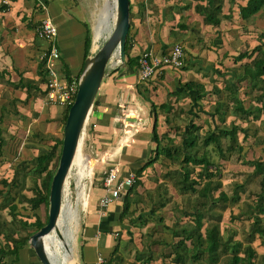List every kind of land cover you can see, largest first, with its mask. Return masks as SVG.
<instances>
[{"label": "crops", "instance_id": "crops-1", "mask_svg": "<svg viewBox=\"0 0 264 264\" xmlns=\"http://www.w3.org/2000/svg\"><path fill=\"white\" fill-rule=\"evenodd\" d=\"M50 1L52 0H47L45 5L49 4V8H52L53 12L58 11L56 16L63 15V18L53 21L57 27L56 46L59 52V60L57 59L55 64L57 62L61 70L65 66L69 71V76H76L77 72L81 71V61L76 69L71 70L68 67L69 63L73 62L71 55L74 49L84 48L81 53L83 60L84 53L86 56L90 55L97 46L94 45V39L90 34V24L82 19L84 13L88 14V12H83L80 6H76L78 3L71 0L67 2L58 0L56 4H50ZM170 1L172 2H168L169 4L181 7L178 18L177 16L174 18L175 14L166 12L172 10V7L167 6L166 10L163 4H161L162 13L157 12L156 8L160 4L158 0H129L127 56L137 58L138 54L146 48H151L156 53L162 54L173 43H179L184 52L183 66L179 67L180 69L162 66L149 79L139 80L136 66L130 69L125 63L126 56L124 55L123 62L109 64L95 95L96 103L89 116L90 122L92 121V126L98 125L101 136H108V132L103 133L104 130L112 129V142L106 144V140H103L105 142L103 146L109 147L106 152L113 151L114 155L105 156V165L107 166L116 158L117 162H114L120 176H124L129 170L135 173L136 168L142 165L151 154L150 151L155 146L151 135L154 113L156 115V132L160 137V144L164 146H176L182 143L183 138L188 136L186 128L192 123L197 126L194 133L198 136V142L203 134L219 128L217 120L221 122L220 118H222V123H225L224 116L227 110L234 111L233 101L229 95L230 89L235 87L230 68L237 67L244 60L249 61L251 58V56H245L234 60V56L240 51L249 50L260 42L258 37L260 31L253 28L257 42H253L250 46L246 45L236 52L234 50L235 41L239 42V40H243V37L245 38V35L242 34L243 27L240 26L239 29L237 25L233 27L235 31L224 28L220 31L221 22L224 20H220L215 25L204 23L201 15L194 10L193 5L199 0ZM216 2L218 1L216 0ZM243 3L244 0L241 4ZM69 4L76 6L81 12V24L78 21L70 20L67 15L64 16L63 10ZM36 5L37 7H35ZM172 11L175 13V10ZM46 12L49 14L47 7ZM222 12L226 13L224 10ZM42 14L38 0H0V72H3L0 79L6 81L8 78L9 81L15 82L19 73L24 78H36V64L42 57L47 42L36 37L33 23L35 20L38 22ZM249 17H240V19L247 20ZM66 20L70 21L67 23L68 27L61 30L60 24ZM249 29L252 28L249 27ZM85 34L90 36L88 47L84 45L83 41ZM186 67L189 68L183 70ZM28 68L32 70L28 74L29 76L25 75L28 71H22ZM262 77L264 79V75ZM185 83L187 86L183 85ZM238 84L240 85L236 87V96L240 99L247 96V104H244V100L241 99L243 105L255 104L254 93L256 91L247 86L245 81H240ZM4 85H0V116L3 112L1 109V106H4L3 98L10 97V86ZM40 88L43 89L44 84H40ZM24 97L25 93L20 98ZM30 98L39 100V104L35 107L33 112L35 117L32 118L29 125L32 122L34 124L38 122L39 126L44 127L47 122L45 127H49L47 124L52 125L55 120L62 117L63 105L46 103L42 96L28 97L26 101ZM150 101L155 104L153 113L150 111ZM216 102L221 103L218 111L214 109ZM236 117L238 120H242L238 116ZM262 117H264L263 114L258 119L243 120L245 123L238 124L248 128L252 122L261 120ZM117 118H119V123H117ZM3 125L0 119V134L2 135L0 167L8 164V162L5 164V159H9L5 155V149L8 148V152L14 151L15 155L10 154V157L12 156L15 158L14 161L20 162L24 158L20 160H16V158L19 150L25 148H23L24 137L18 146L17 144L6 145ZM49 129L52 131V128ZM138 131H144L146 134L141 145L137 143V137L135 138ZM111 137L109 136L110 140ZM124 149H127L126 153ZM180 158L181 155L169 157L159 154L140 172V183L127 192L130 203L128 211L124 215L119 213L122 195L127 191V188L120 193L118 198L109 202L102 216L94 212L97 198L102 192L100 188L101 191L97 192L96 197L94 196V202L90 205L89 211L84 212L79 237L80 249L76 248L79 264H95L97 254L103 256L105 264H190L189 260L175 263L171 259L172 248L177 239V236L172 234V230L177 228V222L184 221L181 219L182 217H179L181 213L177 215V205H173L174 209L171 207V201L176 199V195L181 192L176 183ZM131 161L139 163L132 166ZM13 164H15V168L19 163L14 162ZM1 176L0 178L4 177L9 180L12 174L8 178ZM21 186L22 184L19 186V191L25 193ZM12 193L14 194V192ZM1 198L0 195V200ZM158 200L162 201V205L155 207ZM15 203L17 210L20 202L15 201ZM5 209L6 214H4ZM10 218L8 207H1L0 221H5L4 230L10 226ZM141 218H144L145 222L141 223ZM17 235L22 234L16 230L14 236ZM10 243L9 240L4 239V233H0V246H9ZM114 247L116 258L108 261ZM33 253V249L27 242L17 249L15 258L11 254L0 256V264H36L34 257L37 258V256Z\"/></svg>", "mask_w": 264, "mask_h": 264}, {"label": "trees", "instance_id": "trees-1", "mask_svg": "<svg viewBox=\"0 0 264 264\" xmlns=\"http://www.w3.org/2000/svg\"><path fill=\"white\" fill-rule=\"evenodd\" d=\"M44 3L47 0H43ZM204 3H203V2ZM232 2L233 0H227ZM35 2V1H34ZM222 1L215 0H199L193 5L194 10L201 15L204 23L218 24L220 15H223ZM3 7V4H1ZM264 11V0H244L243 4L238 6V14L242 18L252 16L254 13ZM220 14V15H219ZM259 43H256L249 50L240 51L234 56V60H239L245 56L250 57L249 61L241 62L237 67L230 68L231 76H233L235 87L230 89V96L233 101V109L239 119L250 120L258 119L261 114L264 115V30L258 33ZM84 45L88 47L90 43V36L85 34ZM85 47V48H86ZM128 36L126 35L124 42V55L126 56L125 63L130 69H133L137 64V58L134 56H127ZM86 51V49H85ZM86 56L84 53L83 57ZM44 57L42 56L37 64L35 79L24 78L19 73L18 79L14 82L8 80L15 88L24 89L25 99L28 97H35L39 93H43L40 84L46 81V70L43 67ZM182 67V66H181ZM62 71L65 77H69V71L63 66ZM80 71L77 72L79 75ZM3 72H0V76ZM240 81H245L246 85L254 89L255 104L244 106L236 96V87ZM187 86V83L183 84ZM96 99H93L91 109H94ZM150 111L153 113L155 104L150 101ZM69 104L64 105L62 114V126L64 124L67 108ZM221 103L216 102L214 109L219 110ZM1 109L3 107L1 106ZM153 123L151 126L152 139L155 142L154 148L150 151L151 154L146 161L136 168L135 178L127 191L123 193L121 200L120 215H124L128 211L130 199L127 192L138 184V177L140 172L159 154L168 155L169 157H178L181 155L180 164L177 172L178 181L177 187L181 192H190L192 198L188 202L189 210H183L181 215L184 216V221L177 222V228L172 230V234L177 236L176 243L172 248L171 259L175 263H182L189 260L190 264H220V257L226 255L223 264H264V254L256 256V252L251 246V241L255 237H259L261 244L264 246V156L253 157L247 160L251 167V175L256 179L255 198L251 203H246L245 207L239 210L231 217H250L251 222L249 229L244 236V240L234 239L232 234H227L225 237L221 235L218 223L221 220V212L227 207L228 203H234L239 198V193L236 186L232 188L230 193L221 189V181L219 179L220 169L216 162H213L206 155L205 147L212 143L220 158H224L232 151H239L242 146L237 141V135L240 131L242 138L247 136V126H241L238 123H231L227 126L216 128L203 134L200 142L198 136L194 133L197 129L195 124H190L186 128L187 138H183L182 143L172 146H164L160 144V137L156 132V115L153 114ZM223 119L220 118V121ZM1 133V130H0ZM226 138L225 144H222L221 139ZM2 146V137L0 134V147ZM58 147V148H57ZM61 147V139L55 140L44 150L38 152L29 161L21 160L19 166L13 168L12 176L9 180L0 178V208L7 206L9 210L10 226L4 230L5 221H0V233H4V239L9 240V246H0V256L13 255L16 257L17 249L23 244L27 243L29 235L45 223L47 214L44 219L40 220L39 216H34L32 221L16 218L17 210L16 203H25L29 209L35 210L40 203L47 205L48 189L51 176L56 168ZM200 150V152H198ZM32 165L31 173L34 176L42 175V183L39 186L32 178L30 189L31 195L19 191L21 180L19 176L25 173L28 165ZM49 165H51L49 167ZM14 191V194L12 193ZM217 193L214 195V192ZM169 198V197H166ZM162 201L158 200L156 206H161ZM141 217V215H138ZM145 222L144 218L140 220ZM27 225H34L33 230H28L22 235H15L16 230L26 229ZM21 227V228H20ZM115 247L111 251L108 258H116ZM200 259V261H198Z\"/></svg>", "mask_w": 264, "mask_h": 264}, {"label": "rangeland", "instance_id": "rangeland-1", "mask_svg": "<svg viewBox=\"0 0 264 264\" xmlns=\"http://www.w3.org/2000/svg\"><path fill=\"white\" fill-rule=\"evenodd\" d=\"M64 1L67 2L68 0H64ZM71 1L77 2L78 5L76 6H80L83 12L84 11L88 12V14L84 13V18L82 19L86 20L88 24H90L91 26L90 34L94 39V45L100 44V42H102L103 39L102 37L104 35L106 36L113 27V23H114L113 18L115 17L114 0H71ZM158 1L160 4L158 5L157 3L158 5V7L156 8L157 12L162 11L161 4H163L166 10H167V6L172 7V10H175V13L171 9L170 11H166V12H170V14L173 13L175 14L174 18H176V16L178 18V13L181 12V7H178L177 5L173 6L169 4L168 2H172L170 0H158ZM242 1L243 0H233L229 4L228 1L223 0L222 1L223 8L221 12L224 10V12L226 11V13H224L223 15L219 14L220 20H224L221 22L220 31L223 30V28L232 31L234 30L233 27L237 25L238 28L240 26L243 27L242 34L245 35V38L243 37V40L242 41L239 40V42L235 41L234 50L236 52L238 51V49L246 47V45L250 46V44H252L253 42H257V38L254 32L255 30L253 28L259 31L264 30V11L262 10L259 11L257 15L249 17L247 20L240 19V16L238 14V6L241 4ZM56 3H58V0L50 1V4H56ZM76 6L69 4V6H66V8H64L63 14L64 16L67 15L70 20L72 19V21L74 20L80 22L81 12H79ZM35 7H37V5ZM46 7L49 13L48 15L51 17L53 21H56L55 19L57 18L60 19L63 18V15L56 16V13L58 11L53 12L52 8L51 9L49 8V4ZM35 11L38 12L39 10H35ZM106 14L108 19L105 22L103 19ZM69 22H70L69 20L63 21L60 24V29L61 28H62L61 30L66 29L68 27L67 23ZM35 24H36V20L33 23V27ZM249 27L252 29H249ZM82 49L84 50L83 47ZM82 49L81 47L74 49V52L71 55L73 62H71V64L69 63L68 65V67L71 70L76 69L80 64V61L82 65L84 60V58L83 60L81 59ZM115 60H116V56H113L112 62H114ZM246 61L247 60H244V62ZM53 67L57 70H60L59 66L57 65V62L56 64L55 62L53 63ZM187 68L189 67H186L183 70H186ZM22 71L24 72L28 71L27 74L25 75L29 76L28 74L32 70L28 68V69H23ZM35 77H37V75H35ZM0 80H2L0 81V83H2L0 84L1 86L4 84H5L4 86H10L9 89L10 97L3 98L4 108L2 115L0 116L1 123L4 124L3 128L5 130L4 138L6 140L5 141L6 145L9 146L10 144L13 145L17 144L18 146L20 141L24 137L23 148L24 147L25 148L23 150L22 148L19 150L20 152L16 160H20L24 158L23 160L29 161L31 160L30 158L35 156L36 153L47 148L55 140H59L62 138V117H60V119L55 120V123L52 125L47 124V126L49 127H45L47 122L44 124V127L39 126L38 122L36 124L32 122V124L29 125L32 118L35 117V114L33 112L35 111V107L38 106L39 100L37 101L34 100V98L33 99L30 98L29 100L26 101L25 98H20L24 96L25 92L23 89L15 88L11 84H9V82L4 81L3 79ZM37 96L38 97L42 96V94L39 93L37 94ZM246 98L247 96L245 98L244 97L241 98L242 100H244V104H247ZM25 106L27 107L25 108ZM90 114H92V109L90 110L88 117L84 123V128H83L84 131L82 135L83 137L80 144L78 145L81 161L88 166L87 170L89 172V175L84 176L83 177L84 179L82 178L81 181H79L77 177V167L75 166V163H73L72 168L70 167L71 170H69V174L67 177L68 187L64 191L65 192L64 197L66 199L64 200L63 205L66 206L63 208V212L61 214L57 228V230H59L60 232L59 234H61L59 238L62 241L67 242L69 244V249L73 251L74 259L77 262H79V259L76 250L80 249L79 237L82 226V220L84 218V212L89 211L90 205L93 204L94 198L98 195L97 192L101 191L100 188L102 185L101 184L102 171L104 168H106L105 156L107 155L106 150L109 149V147L103 146L105 145V142H103V140H106V144H107L110 143V141L112 142L113 139L111 137L112 129L110 128L104 130L103 132V133L108 132V136L100 135L101 133L99 132L98 125L92 126L91 124L92 121L90 122V117H89ZM225 114H226L224 116L225 123H222L223 120L221 122L217 120V126L219 127L227 126L231 123V121L237 122L239 124L245 123V121L243 120H238V118L236 117L237 116L236 112L232 110L230 111V109H228ZM117 123L119 122L117 121ZM115 127L117 128V125ZM49 128H52V131ZM247 132L248 133L245 138H242V133L240 131L238 132L237 135L238 136L237 141L241 144L242 149L239 151L236 150L232 151L230 154H227V156L224 158L219 157L217 151L215 150V147L212 144H208L207 147H205L206 155L209 157L211 161L216 162V164L220 169V175H219V179L221 181L220 188L226 191L227 193H230L232 188L236 186L241 187V188L239 187L237 188L239 193L238 200L234 203H228L227 207L224 210H222L221 212L222 216H221V220L218 223V227L222 236L225 237L227 234L230 233L232 234L234 239H238L242 241L245 239L244 236L249 229L251 219L250 217L246 218V216L231 217V215L236 214L239 210L245 207L246 203H251L253 201V198H255L254 192H256V188H257L256 179L254 178L253 175H251V171H250L251 167L247 163V160L253 157L264 156V117H262L261 120L252 122L248 126ZM109 136L111 137V140ZM145 137L146 134L144 131L143 132L138 131L137 134L135 135L136 141L137 143H140V145L143 139H145ZM221 141L222 144H225L226 138H222ZM4 152L9 159H5L6 160L5 164L8 162L7 166L3 165L2 167H0V176L2 175L8 178L12 174V170L15 165L13 163L14 162L19 163V162L14 161L15 158L12 157L13 155H15L14 151L13 152L11 151L12 153L8 152V148H7L5 149ZM124 152L126 153L127 149H124ZM198 152H200V150ZM10 154L12 155L11 157ZM114 161L117 162L116 158ZM137 163L139 162L131 161L132 166H136ZM50 166L51 165H49V167ZM31 168L32 165L29 164L28 168H26L25 170V173L19 176V179L21 180V184H22L21 186L23 189L22 191H25V193L28 195L29 194L31 195L32 193L30 189L32 178L38 186L39 184L42 183V175L40 176L32 175ZM139 183H140V178L138 177V184ZM83 190H85V192ZM85 193L88 195L87 206L81 208L80 204L77 201H81L82 206H84L86 203ZM161 193L163 194L164 192L162 191ZM216 193L217 191L214 192V195ZM83 197L84 199H82ZM191 198L192 195L190 192H185V193L180 192L178 193V195H176V199H173L171 201L172 209H174L173 205H177L176 208L177 215L181 213V210L183 209L189 210L191 208L190 205L188 206V202ZM47 206L48 203L47 205H45L44 203H40V205L35 210H31L28 208V206L25 203H18L17 214L19 215L18 216L16 215V218L18 219L26 218V220L32 221L34 216H39L40 220H42L47 214ZM4 214H6V209L4 210ZM179 217H182L181 218L182 220L184 219L183 215L181 216L179 215ZM262 217L264 219V216ZM27 226L28 227H26V229L18 230L20 231V234L27 233L28 230H33L35 227L34 225H27ZM250 244L254 249V251L256 252V256H259L260 254H264V246L261 244L258 236L255 237ZM225 258L226 255H222L220 257V264H223ZM34 262L36 264H41V262L36 257H34Z\"/></svg>", "mask_w": 264, "mask_h": 264}, {"label": "water", "instance_id": "water-1", "mask_svg": "<svg viewBox=\"0 0 264 264\" xmlns=\"http://www.w3.org/2000/svg\"><path fill=\"white\" fill-rule=\"evenodd\" d=\"M114 6L113 27L106 36L102 37V42L92 53L84 57L75 95L67 108L62 126L60 153L49 183L46 221L27 239L41 264H54L45 252L41 236L51 229L56 230V222L63 201L62 190L65 177L78 140L82 138L84 123L91 110L101 79L109 64L112 63L113 56H116L118 62L124 61V42L129 26V0H114ZM75 264L79 262L76 261Z\"/></svg>", "mask_w": 264, "mask_h": 264}, {"label": "built area", "instance_id": "built-area-1", "mask_svg": "<svg viewBox=\"0 0 264 264\" xmlns=\"http://www.w3.org/2000/svg\"><path fill=\"white\" fill-rule=\"evenodd\" d=\"M38 6L43 14L33 27L36 37L44 39L47 42L46 49L42 55L44 57L43 67L46 70V81L44 83L42 98L46 103H56L61 105L70 104L75 95L78 83V76L65 77L63 71L53 67V63L58 59L59 52L56 46L57 27L51 17L46 12L44 1L38 0ZM118 62V59L112 63ZM184 64V52L181 44L173 43L170 48L158 54L151 48L143 49L137 56L136 72L139 80L149 79L162 66L179 68ZM117 121L119 118L116 119ZM114 155V152L107 153V156ZM69 170L66 174V187H68ZM135 178V173L131 170L127 171L124 176H120L118 168L114 161L107 164L102 171L101 189L102 192L97 198L94 212L102 216L106 206L112 200L119 197L128 186H130ZM84 188V186H83ZM85 192V190H84ZM64 192L62 190V199ZM88 195L85 193L86 203L81 208L87 206ZM80 204V202H78ZM81 206V205H80ZM95 264H105L103 256L97 254Z\"/></svg>", "mask_w": 264, "mask_h": 264}, {"label": "bare ground", "instance_id": "bare-ground-1", "mask_svg": "<svg viewBox=\"0 0 264 264\" xmlns=\"http://www.w3.org/2000/svg\"><path fill=\"white\" fill-rule=\"evenodd\" d=\"M113 15H114V13H113ZM107 19H108V17H107V14H106L103 20L106 22ZM81 139L78 140L74 155H73L72 160H71V165H70V167L72 168L73 163H75V166L77 167V177H78L79 181H81V179L84 176H88L89 175V172L87 170L88 166L81 161L80 152L78 150L79 149L78 145L80 144ZM69 170H71V169L69 168ZM66 182L67 181L65 180V183L63 185V192L67 188L66 187ZM64 195H65V192H64ZM65 199L66 198L64 197V199L62 201V204H61V210H60V213L58 215L57 222H56V230L55 229H51L50 231H48L47 233H45V234H43L41 236V241L43 242V246H44L45 252H46L48 257L51 259V261L54 264H75V262H76V260L74 259L73 251L69 249V244L67 242L62 241L59 238V236H61V234H59L60 232H59V230H57L58 224H59V220H60L61 214L63 212V208L66 206V205H63V202H64ZM87 200H88V198H87ZM77 202H80V205L82 207L81 201H77Z\"/></svg>", "mask_w": 264, "mask_h": 264}, {"label": "clouds", "instance_id": "clouds-1", "mask_svg": "<svg viewBox=\"0 0 264 264\" xmlns=\"http://www.w3.org/2000/svg\"><path fill=\"white\" fill-rule=\"evenodd\" d=\"M117 63H119V62H117ZM117 63H115V64H117Z\"/></svg>", "mask_w": 264, "mask_h": 264}]
</instances>
